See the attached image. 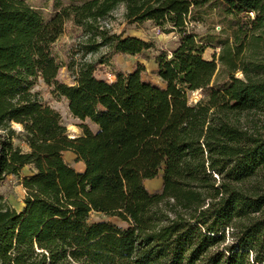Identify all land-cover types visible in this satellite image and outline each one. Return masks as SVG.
Wrapping results in <instances>:
<instances>
[{
	"label": "trees",
	"instance_id": "1",
	"mask_svg": "<svg viewBox=\"0 0 264 264\" xmlns=\"http://www.w3.org/2000/svg\"><path fill=\"white\" fill-rule=\"evenodd\" d=\"M118 5L128 23L177 36L154 57L160 84L141 62L109 81L95 74L106 61H85L102 47L130 57L151 48L92 31ZM209 15L218 33L195 34ZM66 22L87 37L73 50L80 62L61 65L53 47ZM62 67L73 85L58 81ZM38 82L96 130L81 124L70 138L32 92ZM25 167L21 210L0 193V264H264V0H89L48 21L0 0V185ZM159 175L150 193L144 182ZM91 214L128 227L90 224Z\"/></svg>",
	"mask_w": 264,
	"mask_h": 264
},
{
	"label": "rangeland",
	"instance_id": "2",
	"mask_svg": "<svg viewBox=\"0 0 264 264\" xmlns=\"http://www.w3.org/2000/svg\"><path fill=\"white\" fill-rule=\"evenodd\" d=\"M32 9L37 11L44 21L50 20L60 9L72 5H81L89 0H23ZM204 22L191 24L190 28L193 32L199 36L206 34L218 33L220 26L216 23L217 20L213 15L204 17ZM95 29L107 31L111 35H120L124 37H135L141 39L151 45V48L144 52L141 56H114L107 47L100 48L97 52L86 56L85 61L97 62L106 61L105 64H100L96 68V76L98 78L107 79V75L114 74L115 71L121 70L123 72H131L136 62H141L145 67L144 77L156 84H160L159 79L154 75L156 65L154 63V57L160 52L170 53L177 45V36L173 33L164 34L150 22H145L141 25L130 24L124 18V7L118 5L116 9L104 19H100L95 23L92 31ZM92 32V33H93ZM86 33L81 29L74 27L71 22H66L64 26L63 35L56 41L53 51L61 65H66L69 61L80 62L81 54L74 55L73 50L77 49L81 43L86 40ZM218 50H214L210 47L206 48L203 54V59L211 60L212 55L216 54ZM238 76V74L236 75ZM239 77V76H238ZM222 80V77L220 78ZM58 81L65 85H73V79L66 71L64 67L59 70ZM32 92L36 94L37 98L43 105L51 107L53 110L59 113L62 126L67 130V134L70 138L81 136V130L79 125L86 124L91 131H95L96 128L88 121L80 122L74 119L68 110L67 102L64 99H57L53 96L51 89L45 86L42 82H38L33 88ZM201 98L199 92L189 94L188 99L190 103H195ZM16 131L20 130V127L14 125ZM15 146L22 144L14 141ZM24 151V149L22 148ZM71 154H63V160L65 163L76 167V162L71 159ZM29 173L26 169H23L19 177L7 176L0 185V193L5 203L19 211L23 207V198L25 191L21 186V180ZM145 188L150 193H157L161 191L162 181L160 175L148 182H144ZM109 223L116 228L126 229L128 225L121 222L116 217H108L100 214H91L89 223Z\"/></svg>",
	"mask_w": 264,
	"mask_h": 264
},
{
	"label": "crops",
	"instance_id": "3",
	"mask_svg": "<svg viewBox=\"0 0 264 264\" xmlns=\"http://www.w3.org/2000/svg\"><path fill=\"white\" fill-rule=\"evenodd\" d=\"M22 148L24 149V151H27V148L24 145H22ZM65 153H68V152H64L63 154H65ZM70 154H71L70 155L71 159H73L75 161V156L72 153H70ZM66 164H68L72 169H74L78 173H82L84 171V165L81 162H76V164H77L76 167L74 165L70 164V162H68ZM24 169H26L28 171V173L30 174V167H25ZM145 182H148V181H145Z\"/></svg>",
	"mask_w": 264,
	"mask_h": 264
},
{
	"label": "built area",
	"instance_id": "4",
	"mask_svg": "<svg viewBox=\"0 0 264 264\" xmlns=\"http://www.w3.org/2000/svg\"><path fill=\"white\" fill-rule=\"evenodd\" d=\"M106 80L112 81L113 80V76L111 74L107 75V79Z\"/></svg>",
	"mask_w": 264,
	"mask_h": 264
}]
</instances>
